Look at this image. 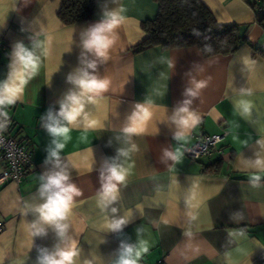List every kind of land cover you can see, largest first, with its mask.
<instances>
[{
	"label": "crops",
	"instance_id": "1",
	"mask_svg": "<svg viewBox=\"0 0 264 264\" xmlns=\"http://www.w3.org/2000/svg\"><path fill=\"white\" fill-rule=\"evenodd\" d=\"M254 1L201 0L219 24L236 25L246 39L235 53L204 57L196 47L134 51L146 38L141 23L157 13L153 0H96L92 18L72 25L59 20V0H0V41L8 44L0 53V84L18 68L17 43L36 63L15 103L0 106L12 136L32 153L23 181L0 186V264H36L37 247L57 242L51 229L33 235L32 208L41 202L40 176L50 167L44 160L52 137L42 125L75 90L67 77L79 75L86 59L96 62L95 74L108 87L85 105L95 127L66 125L70 138L60 156L80 194L59 247L76 242L75 264H116L121 241L141 251L137 264H264V169L254 167L264 159V28L249 6ZM110 12L122 20L107 58L80 56L85 29ZM184 100L197 121L188 127L176 123ZM240 101L249 104L248 113L237 107ZM140 108L149 118L138 132L125 133ZM221 130L227 134L219 151L197 161L185 156L198 137ZM109 163L125 170L110 206L116 214L100 205V169ZM213 164L216 173L205 170ZM113 215L129 222L121 232L108 228Z\"/></svg>",
	"mask_w": 264,
	"mask_h": 264
},
{
	"label": "clouds",
	"instance_id": "2",
	"mask_svg": "<svg viewBox=\"0 0 264 264\" xmlns=\"http://www.w3.org/2000/svg\"><path fill=\"white\" fill-rule=\"evenodd\" d=\"M107 15L106 21L90 25L85 29L81 41L82 52L80 56L87 58V55L91 54L98 58H107L108 50L114 43L111 33L122 20V17L116 12H110ZM13 52L18 68L12 72L6 82L0 84V106L15 103L27 82L26 76L29 75V70H34L36 67L33 54L23 47V43H17ZM80 64L81 67L77 69L79 75L73 78L74 73H71L67 77V81L74 86L75 90H70L60 101L58 112L54 114L50 110L46 113L47 122L42 125L52 137L51 145L45 149L47 155L44 160V164L50 165V167L40 176L37 196L41 202L32 208V211L37 214L32 225L33 235L44 237L48 235V231L51 229L57 242L51 249L46 246L37 247L36 264H75V258L78 255L74 240H69L63 247H59L68 235L69 224L65 221L70 214L74 197L80 194L76 185L71 182L70 171L62 160L60 151L70 138V128L66 125H77L82 121L86 127L96 126L97 121L90 118L89 113L85 111V105L93 102L94 95L106 91L108 87L106 79H99L96 76L97 65L94 60L86 59V61H80ZM201 86L200 84L196 85L197 88ZM185 95L195 96L196 93L191 89H186ZM188 103L190 101L184 100L183 105L175 112L178 117L176 123L184 127L197 122L194 114L189 112L188 107L184 106ZM237 107L242 108L245 114L249 112V104L245 101H240ZM0 116L7 117V114L0 112ZM149 116L150 113L147 109L140 108L139 112L132 114L130 117L131 126L126 127L124 132H138L140 130L139 122L147 120ZM2 127L4 125L0 124V128ZM121 154L127 155V153ZM115 159L116 157H113L108 160L114 161ZM254 167L264 169V159H255ZM258 179L259 177H256V180ZM99 180L100 205L102 208H110L111 213L116 214L118 209L110 206L117 202L118 183L125 180V170L117 163H109L106 168L102 165ZM127 223L129 222L125 219L113 215L108 228L111 232H121ZM142 250L147 251V248ZM117 254L116 264H137L141 251L134 250L132 244L121 241Z\"/></svg>",
	"mask_w": 264,
	"mask_h": 264
},
{
	"label": "trees",
	"instance_id": "3",
	"mask_svg": "<svg viewBox=\"0 0 264 264\" xmlns=\"http://www.w3.org/2000/svg\"><path fill=\"white\" fill-rule=\"evenodd\" d=\"M58 18L72 25L92 18L96 0H59ZM157 13L141 23L146 38L134 47L140 52L159 46L162 49L196 47L204 57L235 53L246 42L236 25L219 24L201 0H153ZM257 22L264 28V0L249 3ZM216 173L218 165L205 168Z\"/></svg>",
	"mask_w": 264,
	"mask_h": 264
},
{
	"label": "built area",
	"instance_id": "4",
	"mask_svg": "<svg viewBox=\"0 0 264 264\" xmlns=\"http://www.w3.org/2000/svg\"><path fill=\"white\" fill-rule=\"evenodd\" d=\"M7 51L8 44L0 41V53ZM0 124L4 125L0 128V161L3 164L0 172V186L8 183L20 184L32 166L31 149L26 142L12 136V122L8 117L0 116ZM226 134V130H221L214 135L198 137L191 147L184 149L185 156L192 161H197L219 151ZM2 230L3 224L0 223V233ZM138 264L146 263L141 261Z\"/></svg>",
	"mask_w": 264,
	"mask_h": 264
}]
</instances>
